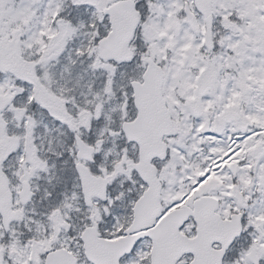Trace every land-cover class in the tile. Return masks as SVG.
Here are the masks:
<instances>
[{
    "label": "snow or ice",
    "instance_id": "snow-or-ice-1",
    "mask_svg": "<svg viewBox=\"0 0 264 264\" xmlns=\"http://www.w3.org/2000/svg\"><path fill=\"white\" fill-rule=\"evenodd\" d=\"M0 264H264V0H0Z\"/></svg>",
    "mask_w": 264,
    "mask_h": 264
}]
</instances>
